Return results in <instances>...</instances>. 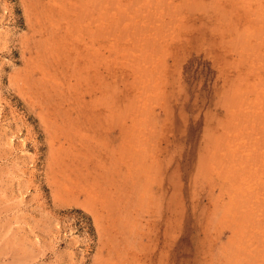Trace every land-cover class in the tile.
<instances>
[{"label":"rangeland","instance_id":"obj_1","mask_svg":"<svg viewBox=\"0 0 264 264\" xmlns=\"http://www.w3.org/2000/svg\"><path fill=\"white\" fill-rule=\"evenodd\" d=\"M0 264H264V0H0Z\"/></svg>","mask_w":264,"mask_h":264}]
</instances>
